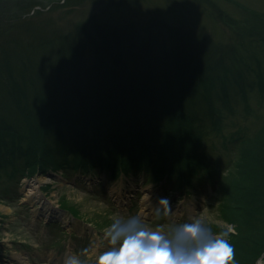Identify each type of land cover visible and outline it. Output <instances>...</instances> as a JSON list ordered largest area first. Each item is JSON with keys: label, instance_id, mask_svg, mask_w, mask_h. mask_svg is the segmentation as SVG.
<instances>
[{"label": "trees", "instance_id": "16d2710c", "mask_svg": "<svg viewBox=\"0 0 264 264\" xmlns=\"http://www.w3.org/2000/svg\"><path fill=\"white\" fill-rule=\"evenodd\" d=\"M24 23L30 20L20 18L19 26ZM45 24L35 29L30 23L24 37L16 32L19 28L14 33L0 28V176L10 178L6 185L0 183L2 198L18 194L22 176L48 168H63L65 174L74 168L106 169L111 178L137 169L147 178L179 187L214 177L206 172L203 136L194 131L198 117L186 106L203 96L197 94L202 90L210 96L228 83L242 89L247 99V85L252 88L258 79L248 83L246 74L262 72L264 36L243 31L240 46L251 52L240 55L234 44L228 49L209 38L195 41L185 31L170 30L173 40L166 42L154 32L126 35L94 16L65 27H51L50 19ZM155 37L162 42H155ZM260 83L264 87L263 75ZM223 92L232 106L229 91ZM216 114H210L213 123ZM260 131L239 134L226 143L228 154L237 153L235 167L241 160L251 161L260 179L247 180L235 190L231 182H217L225 198L221 211L228 218L234 213L239 223L230 241L234 250H249L263 235ZM61 206L79 214L74 205ZM263 253L264 246L251 264Z\"/></svg>", "mask_w": 264, "mask_h": 264}, {"label": "rangeland", "instance_id": "374dc122", "mask_svg": "<svg viewBox=\"0 0 264 264\" xmlns=\"http://www.w3.org/2000/svg\"><path fill=\"white\" fill-rule=\"evenodd\" d=\"M93 16L107 21L126 35L133 32V35L149 36L154 32L166 42L170 38L173 40L172 31H185L195 41L204 37L227 48L230 43L234 44L238 46L240 55L244 51L251 52L248 46L247 50L240 46L244 43L243 31H255L256 37L264 36V0H0V28L13 33L19 28L16 32L21 37L26 35L28 27L30 29V23L35 29H44L50 19L51 27L58 28ZM20 18L29 19L30 23L19 26ZM157 41L162 42L155 37ZM261 57L264 59L263 52ZM230 63L233 65V62ZM238 65L244 67L242 63ZM252 66L255 67V63ZM261 71L250 70L246 74L248 83H256L258 79L252 88L247 85V99H244L242 89L228 83L210 96L202 90L197 94L203 96L186 106L188 113L198 117L194 131L203 136L201 151L205 155L206 172L212 171L211 174L221 185H230L231 182L233 190L238 184L243 188L247 180L260 179L251 161L249 164L241 160L235 167L237 153L228 154L226 143L232 137L247 132L251 134L258 129L261 130L258 133V136L261 135L259 142L264 140V87L260 83V77L264 76V64ZM223 89L229 91L232 106L224 99ZM214 111L217 114L213 123L210 114ZM219 126L221 130L218 132L216 129ZM229 166L232 170L230 175ZM130 172L129 179L107 181L103 191L101 188L94 190L89 176L80 181L76 174L52 177L36 171V174L24 178L19 188L22 199L9 201L12 197L0 201V264H65L69 256L76 257L81 264H100L105 252L119 247L111 244L107 231L116 221L125 222L130 217H138L146 230L169 236L177 225L192 223L196 219L202 221L213 235L220 233L226 225L239 226L234 213L228 218L221 211L220 205L225 198H221L219 186L214 190L213 183H210V189L208 183L199 185L197 179L190 187L172 186V183H165L164 186L157 184L158 181L153 178H141V171L137 169ZM99 177L102 181L105 174ZM36 180L39 184L35 183ZM9 182L7 175L0 176L1 185ZM29 183L35 184L38 191L33 192L35 195L31 198L26 195ZM144 192L151 195L152 200L156 198L157 206L153 212H144L151 213L150 219H144L139 214ZM119 196L125 197L122 208L114 202ZM25 199L28 203H22ZM131 199H134V205ZM161 199H167L170 208L161 205ZM62 202L74 205L80 218L70 219L69 213L65 212L59 216L61 225H47L49 212L59 208ZM262 227L260 234L263 235H258L249 250L236 246L238 249L234 250L232 264L253 262L257 251L264 246V220ZM237 232L236 228V233L228 237L229 241L236 237Z\"/></svg>", "mask_w": 264, "mask_h": 264}, {"label": "clouds", "instance_id": "9594fccd", "mask_svg": "<svg viewBox=\"0 0 264 264\" xmlns=\"http://www.w3.org/2000/svg\"><path fill=\"white\" fill-rule=\"evenodd\" d=\"M161 205L170 208L167 199ZM236 233L233 225L213 235L203 222L177 225L171 235L146 230L138 217L125 222L116 221L106 235L112 245L100 258V264H232L234 249L228 237ZM65 264H81L74 256L67 257Z\"/></svg>", "mask_w": 264, "mask_h": 264}, {"label": "bare ground", "instance_id": "6f19581e", "mask_svg": "<svg viewBox=\"0 0 264 264\" xmlns=\"http://www.w3.org/2000/svg\"><path fill=\"white\" fill-rule=\"evenodd\" d=\"M29 189L27 190V193H26V195L28 196V197H30L31 198V196H34L35 194L33 193V192H38L37 191V186L34 184V185H32V184H30V187H28ZM36 190V191H35ZM34 194V195H33ZM36 196H38V195H36ZM39 197V196H38ZM151 197V198H150ZM144 198H145V200H147V204L144 206V210L147 208V207H150L151 209L153 208V206H154V204H155V200H153L152 201V196L150 195H148L147 193L146 194H144ZM118 206L119 207H121V206H123V203H122V201L120 200V201H118Z\"/></svg>", "mask_w": 264, "mask_h": 264}, {"label": "water", "instance_id": "95a60500", "mask_svg": "<svg viewBox=\"0 0 264 264\" xmlns=\"http://www.w3.org/2000/svg\"><path fill=\"white\" fill-rule=\"evenodd\" d=\"M258 264V263H257Z\"/></svg>", "mask_w": 264, "mask_h": 264}]
</instances>
